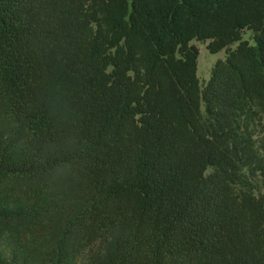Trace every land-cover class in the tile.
<instances>
[{
	"label": "trees",
	"instance_id": "trees-1",
	"mask_svg": "<svg viewBox=\"0 0 264 264\" xmlns=\"http://www.w3.org/2000/svg\"><path fill=\"white\" fill-rule=\"evenodd\" d=\"M192 40L226 51L203 85ZM3 234L17 264H264V0H0Z\"/></svg>",
	"mask_w": 264,
	"mask_h": 264
},
{
	"label": "rangeland",
	"instance_id": "rangeland-1",
	"mask_svg": "<svg viewBox=\"0 0 264 264\" xmlns=\"http://www.w3.org/2000/svg\"><path fill=\"white\" fill-rule=\"evenodd\" d=\"M242 38L249 43H253L252 32L249 29H244L242 31ZM191 43L198 48L197 75L201 85H203L208 80L215 61L219 58L223 59L226 55V51L222 49L215 53L209 52L206 46L208 41L192 40ZM235 46L236 43L232 44L231 48ZM0 251H2L6 257H9L11 261H13V264H17V261L20 259L22 260V258L19 257V250L14 245V241L10 234L0 235ZM39 255L40 256L37 258L32 259L29 264H52L45 251H41ZM90 260L89 254L85 253L69 264H89Z\"/></svg>",
	"mask_w": 264,
	"mask_h": 264
}]
</instances>
